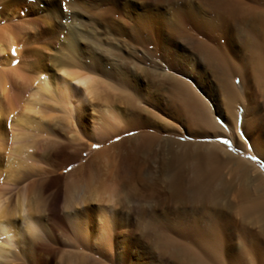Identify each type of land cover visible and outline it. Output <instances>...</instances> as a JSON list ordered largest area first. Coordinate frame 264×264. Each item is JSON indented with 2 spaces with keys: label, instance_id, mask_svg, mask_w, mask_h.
<instances>
[{
  "label": "rangeland",
  "instance_id": "1",
  "mask_svg": "<svg viewBox=\"0 0 264 264\" xmlns=\"http://www.w3.org/2000/svg\"><path fill=\"white\" fill-rule=\"evenodd\" d=\"M125 2L130 0H36L22 14L0 18V28L7 27L17 40L16 65L31 71L52 69L62 61L90 71L99 84L97 98L119 114L116 123L104 120L99 100L91 99L95 107L88 106L83 120L69 124L46 101L41 130H30L29 141L35 143L27 161L14 158L9 163L0 152V183L6 186L9 208L24 194L41 223L33 240L40 249L30 241L26 253L12 249L5 264H38L36 254L42 256L41 264H200L181 249L200 250L194 227L203 234L216 227L222 233H237L242 227L257 230L240 205L243 190L254 193L264 187V160L252 151V140L264 134L259 87L248 82L262 128L254 130L250 115L253 130L247 133L243 105L235 104L237 118L230 123L219 77L207 66L197 67L209 81L201 84L193 76L189 81L212 112L216 128L197 123L174 96L171 83V75H186L161 57L187 49L188 59L197 58L203 65L192 35L164 34L163 49L154 44L145 48L140 40L147 34L132 31L136 26L124 17ZM96 11L107 16L96 19L91 14ZM113 69L117 75L106 74ZM231 79L242 86L239 76ZM119 82H134L138 95L126 93ZM146 82L152 88L149 94L142 87ZM71 185L81 195L107 187L115 219L106 223L95 216L97 200L80 201L77 208L88 214L80 237L64 218ZM102 230L107 244L96 241ZM238 243L231 240L235 247Z\"/></svg>",
  "mask_w": 264,
  "mask_h": 264
},
{
  "label": "bare ground",
  "instance_id": "2",
  "mask_svg": "<svg viewBox=\"0 0 264 264\" xmlns=\"http://www.w3.org/2000/svg\"><path fill=\"white\" fill-rule=\"evenodd\" d=\"M33 1L0 0V18L30 10L31 4L36 0ZM83 2L81 7L87 11ZM122 6L125 8L124 17L137 27L132 31L147 34L146 38L140 40L145 48L154 44L163 49L164 34L192 35L191 43L200 53L203 65H199L197 58L188 59L187 49L180 54L163 53L161 57L175 71L186 75L187 79L171 75V83L174 96L194 121L205 127L216 128L212 122V112L189 81L193 76V81L201 84L208 82L201 70H197L199 66H207L219 77L230 123H234L237 118L235 104L241 103L244 107L243 126L246 132L253 130L247 119L250 115L254 130L262 128L260 118L255 113L256 107L252 106L253 95L248 93V82L257 84L260 97L264 100V0H130ZM91 14L96 19L107 16L100 11ZM6 28H0V152L7 154L9 163L14 158L19 163H25L30 157L35 143L34 140L29 141L33 135L30 130H41L45 117L41 106L46 101L52 102L51 106L62 111L63 119L72 124L83 120L88 106L95 107L91 99H98L96 105L100 116L108 122L116 123L119 114L106 100L97 98L99 84L97 85L90 71H80L62 61H58L52 69H22L15 64L19 56L17 40L14 33ZM193 30L196 32L193 33ZM119 33L122 31L119 30ZM193 34H199V39ZM190 56L193 57L192 53ZM116 72L113 69L106 74L114 76L118 74ZM235 76L240 77L242 86L233 82L231 78ZM123 80L129 81L126 77ZM119 83L129 95H138L134 82ZM142 87L149 94V82ZM206 92L209 93L208 90ZM147 97L151 100V97ZM252 142V151L264 160V134L254 138ZM105 188L101 190L95 187L89 190V194L79 195L75 185L69 186L64 200L67 210L64 218L78 231L80 237L83 234L79 232L84 231L82 223L88 218L85 209L81 211L77 208L80 201L83 202L86 198L97 200L95 216L106 223L114 218L112 193ZM6 192V186L0 183V264H5L9 253L16 247L26 253L29 249L26 244L30 241L38 250L41 246L33 241L40 233L41 223L31 213L27 196H19L14 206L9 208ZM55 204L56 201L52 205ZM240 209L243 215L252 217V224H258L255 232L242 227L237 233H222V229L219 231L216 227L215 231L203 234L202 230L194 227L193 234L198 237L195 241L200 250L182 246V253L200 264H264V187L254 193L243 190ZM105 232L102 230L96 237L97 243L109 242ZM233 238L239 240L236 247L231 244ZM35 256H38L36 263L41 264L39 258L42 259V256ZM31 258L35 259L34 255Z\"/></svg>",
  "mask_w": 264,
  "mask_h": 264
},
{
  "label": "snow or ice",
  "instance_id": "3",
  "mask_svg": "<svg viewBox=\"0 0 264 264\" xmlns=\"http://www.w3.org/2000/svg\"><path fill=\"white\" fill-rule=\"evenodd\" d=\"M94 147H96V145H94Z\"/></svg>",
  "mask_w": 264,
  "mask_h": 264
}]
</instances>
